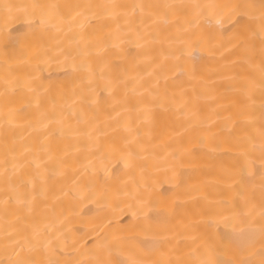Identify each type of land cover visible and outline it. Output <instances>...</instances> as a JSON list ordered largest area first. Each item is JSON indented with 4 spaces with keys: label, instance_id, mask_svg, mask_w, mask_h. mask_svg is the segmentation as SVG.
Listing matches in <instances>:
<instances>
[{
    "label": "bare ground",
    "instance_id": "6f19581e",
    "mask_svg": "<svg viewBox=\"0 0 264 264\" xmlns=\"http://www.w3.org/2000/svg\"><path fill=\"white\" fill-rule=\"evenodd\" d=\"M0 264H264V0H0Z\"/></svg>",
    "mask_w": 264,
    "mask_h": 264
}]
</instances>
